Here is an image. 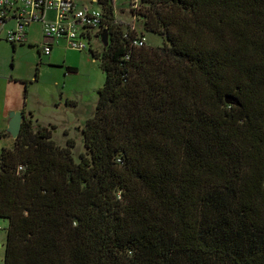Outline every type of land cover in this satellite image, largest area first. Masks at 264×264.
<instances>
[{
	"label": "trees",
	"instance_id": "16d2710c",
	"mask_svg": "<svg viewBox=\"0 0 264 264\" xmlns=\"http://www.w3.org/2000/svg\"><path fill=\"white\" fill-rule=\"evenodd\" d=\"M140 1L169 42L131 47L99 0L106 76L79 162L24 100L0 153L4 264H264V0Z\"/></svg>",
	"mask_w": 264,
	"mask_h": 264
},
{
	"label": "rangeland",
	"instance_id": "374dc122",
	"mask_svg": "<svg viewBox=\"0 0 264 264\" xmlns=\"http://www.w3.org/2000/svg\"><path fill=\"white\" fill-rule=\"evenodd\" d=\"M131 5L130 0H115V15L119 21H124L125 28L134 25L138 33L146 35V45L161 46L169 42L166 36L146 30L144 19L135 17ZM23 45H17L18 50L14 51L11 43L0 40V70L10 68V72L27 80L25 100L28 109L34 113L33 122L56 125L53 139L61 146H67L72 138V155L79 162L81 153L86 150L82 128L95 114L98 90L105 81L106 74L101 68L100 59L93 56L89 47L75 50L65 43L46 55L40 54L31 43ZM102 46L100 41L94 44L98 51L103 49ZM69 65L76 66L78 70L67 72L66 66ZM23 85L25 94V83ZM7 226L8 220L0 218V264H4Z\"/></svg>",
	"mask_w": 264,
	"mask_h": 264
},
{
	"label": "built area",
	"instance_id": "2783aa9c",
	"mask_svg": "<svg viewBox=\"0 0 264 264\" xmlns=\"http://www.w3.org/2000/svg\"><path fill=\"white\" fill-rule=\"evenodd\" d=\"M130 1L132 8L141 5L140 0ZM37 21L42 24L44 38L40 51L46 55L52 53L60 40L75 50L94 47L97 41L103 43L102 32L109 28L105 9L99 0H0L1 25L14 22L0 39L15 46L23 45L27 42L29 27ZM134 30L137 31L134 25L124 27V38L129 40L130 46L146 45V35L137 32L132 36ZM125 58L128 59L129 54Z\"/></svg>",
	"mask_w": 264,
	"mask_h": 264
},
{
	"label": "crops",
	"instance_id": "0c3cea01",
	"mask_svg": "<svg viewBox=\"0 0 264 264\" xmlns=\"http://www.w3.org/2000/svg\"><path fill=\"white\" fill-rule=\"evenodd\" d=\"M13 24L14 22H12L10 25L8 24L0 25L1 37H3L6 34L7 30ZM38 30L39 32L37 33ZM27 37H28L27 42L35 45L39 50V46L41 42H43L44 40L42 35L41 22L37 21L31 24V26L28 29ZM0 40H4V39H0ZM64 44L65 41L60 40L55 44L54 49L59 48L58 46ZM23 46L24 45H22L21 47ZM16 50H18V46H16ZM19 79H24V78L18 77L12 72H10V68L6 69V71L0 70V132L3 133L2 136L0 135V153L4 146L13 145V139L7 132L11 111L23 110L24 108V100H25L24 85H23L24 83ZM25 110L27 112L30 111V109H28L27 104L25 106Z\"/></svg>",
	"mask_w": 264,
	"mask_h": 264
},
{
	"label": "water",
	"instance_id": "95a60500",
	"mask_svg": "<svg viewBox=\"0 0 264 264\" xmlns=\"http://www.w3.org/2000/svg\"><path fill=\"white\" fill-rule=\"evenodd\" d=\"M102 42L104 46H107L109 43V32L106 28L102 32ZM225 101L228 104H241L239 97L233 93L226 94ZM23 119L24 112L22 110L11 111L7 132L12 136L13 139H17L20 134Z\"/></svg>",
	"mask_w": 264,
	"mask_h": 264
}]
</instances>
